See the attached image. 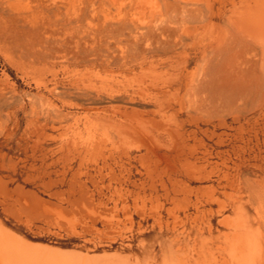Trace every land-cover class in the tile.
I'll list each match as a JSON object with an SVG mask.
<instances>
[{
    "label": "rangeland",
    "instance_id": "obj_1",
    "mask_svg": "<svg viewBox=\"0 0 264 264\" xmlns=\"http://www.w3.org/2000/svg\"><path fill=\"white\" fill-rule=\"evenodd\" d=\"M235 2L0 6L6 241L175 264L195 225L223 258L239 212L264 234V95L220 99L227 78L248 86L264 58L227 19Z\"/></svg>",
    "mask_w": 264,
    "mask_h": 264
},
{
    "label": "bare ground",
    "instance_id": "obj_2",
    "mask_svg": "<svg viewBox=\"0 0 264 264\" xmlns=\"http://www.w3.org/2000/svg\"><path fill=\"white\" fill-rule=\"evenodd\" d=\"M229 1L236 7L235 0ZM19 4L20 0H0V6L4 7H16ZM239 6L227 19L241 37H249L248 39L259 46L264 54V0H240ZM224 83L225 88L221 91L220 99L226 103L233 104L247 97H251L254 101L260 100L264 95V58L248 86H238L229 78ZM236 209L239 210L240 207ZM239 213L241 216L238 223L230 228L237 243L235 250L228 252L227 258L222 257L221 252L218 251L219 247H216L218 245L214 243L210 234L208 238L199 234L205 230L204 227L198 228L195 225L191 227L193 236L191 237L188 233L191 239L186 244L187 255L179 257L178 260L175 258V264H264V234L258 231L252 232L245 212ZM206 229H210L209 223ZM5 238L6 236L0 235V254L7 264H120L119 260L116 261L117 257L100 261L99 258H87L58 250L30 247L21 242L6 241ZM144 264L152 263L148 261ZM162 264L167 263L162 262Z\"/></svg>",
    "mask_w": 264,
    "mask_h": 264
}]
</instances>
